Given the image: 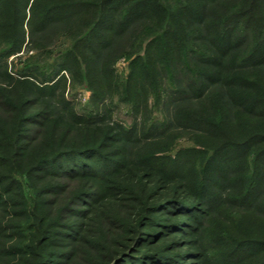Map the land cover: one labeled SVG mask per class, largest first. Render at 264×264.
<instances>
[{
  "label": "trees",
  "instance_id": "trees-1",
  "mask_svg": "<svg viewBox=\"0 0 264 264\" xmlns=\"http://www.w3.org/2000/svg\"><path fill=\"white\" fill-rule=\"evenodd\" d=\"M172 2L0 0V264H264V0Z\"/></svg>",
  "mask_w": 264,
  "mask_h": 264
},
{
  "label": "rangeland",
  "instance_id": "rangeland-1",
  "mask_svg": "<svg viewBox=\"0 0 264 264\" xmlns=\"http://www.w3.org/2000/svg\"><path fill=\"white\" fill-rule=\"evenodd\" d=\"M78 1H83L85 3H89V4H96L99 3L100 0H67L68 2H78ZM174 1V0H173ZM172 2V0H171ZM173 3V2H172ZM58 38V49H55L56 45L53 46H49L47 49L51 50L50 53H46L47 49L44 50L43 48H38L37 50L31 52L30 54L34 53L33 57L34 59H30L29 56L25 53V51L23 53L20 54V57L23 58L22 60H19L20 57L16 58V57H12L10 59V61L13 63V71H17V70H23V68L30 64V62L35 61L36 64H38V67L42 70H46L47 68H49L50 66L53 65L54 61L57 58V53L55 52H59L62 50H59V47H61L64 51L68 50L70 48L73 47L74 41L70 38L67 37H57ZM149 39H147V36L142 39V44L143 47L145 49V46L147 44ZM146 42V43H145ZM54 50V51H52ZM144 51V50H143ZM30 59V60H29ZM130 62L131 59L128 58L127 56H123L122 58H120L114 65V70L116 71L117 76L119 77V81L125 84L126 80L128 79V75L130 73ZM84 71V70H83ZM66 76V80H67V90H66V97L68 98V100H72L77 107V110H79L80 112H87V111H91V109L93 108L92 106V96H93V92L91 87H89V85H87L86 79H80L78 80L77 78L74 79L73 75L68 72L65 73ZM102 81V80H101ZM121 97L122 95H117L114 97V104L116 105V114H115V119H121V115L122 114H126L127 112L131 111V106H129L128 104H126L125 102L121 101ZM159 105V106H158ZM150 109L151 111L153 110L154 112H157L158 116L162 115V111L164 108H162V106H160L159 102L157 104H155L154 101H151L150 104ZM156 118V117H155ZM154 120V119H153ZM233 125H229L225 128H223L222 130L219 131L218 137L220 136L219 141H221L219 144H223V142L227 141V140H232V139H241L243 137L242 131L239 129V125L237 123H231ZM236 132V133H235ZM237 136V137H236ZM195 142L196 140H194L193 138H181L180 140H178L177 142V147L178 148H184V147H194L195 146ZM203 150L207 149L212 151L213 149H215L218 145L216 146H212V145H202ZM209 154V152H208ZM208 154H206L205 156H207ZM201 155L203 156V153H201ZM259 223H261L259 221Z\"/></svg>",
  "mask_w": 264,
  "mask_h": 264
}]
</instances>
